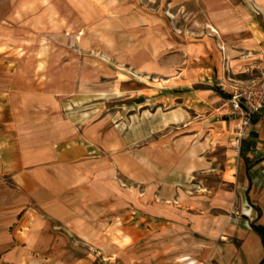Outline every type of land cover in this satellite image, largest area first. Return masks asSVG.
Instances as JSON below:
<instances>
[{"label":"rangeland","instance_id":"obj_1","mask_svg":"<svg viewBox=\"0 0 264 264\" xmlns=\"http://www.w3.org/2000/svg\"><path fill=\"white\" fill-rule=\"evenodd\" d=\"M95 1L103 16L72 18L64 31L40 35L36 51H16L38 61L23 87L40 93L26 104L35 137L85 152L55 163L57 185L67 186L58 204L70 209L50 232V264L219 263L228 221L244 217L240 185L256 135L239 138L231 123L214 129L211 113L161 95L187 90L180 72L207 67L208 44L221 45L208 2L123 0L113 17ZM14 5L0 0V20ZM213 110L237 119L222 101Z\"/></svg>","mask_w":264,"mask_h":264},{"label":"crops","instance_id":"obj_2","mask_svg":"<svg viewBox=\"0 0 264 264\" xmlns=\"http://www.w3.org/2000/svg\"><path fill=\"white\" fill-rule=\"evenodd\" d=\"M13 1L12 11L0 20V264H50V232L70 209L58 204L61 190L67 186L57 185L55 163L76 162L85 152L80 146L60 152L53 149V142L40 144L38 133L35 137L39 124L28 115L26 104L40 93H24L23 87L38 61L29 55L19 57L16 51H36L40 35L50 36L56 28L64 31L72 18L85 22L91 12L104 13L95 0ZM99 1L113 17L121 15L123 0ZM206 1L211 27L217 31L224 52L218 49L221 45L217 40L210 42L205 50L207 67L180 72L179 81L187 83V90L179 87L175 93L161 95L173 97L197 114L211 113L209 120L216 121L214 129L231 123L239 130L238 119L228 122L214 112L216 104L224 102L214 82L227 71L238 79L250 80L264 67V0ZM255 121L249 131L256 135L257 151L250 155L252 167L240 185L245 194L244 217L228 221L223 249L217 251L213 241L214 252L222 257L216 264H260L264 259L261 237L252 229V225L264 227V118ZM178 263L198 264L189 256L179 258Z\"/></svg>","mask_w":264,"mask_h":264},{"label":"built area","instance_id":"obj_3","mask_svg":"<svg viewBox=\"0 0 264 264\" xmlns=\"http://www.w3.org/2000/svg\"><path fill=\"white\" fill-rule=\"evenodd\" d=\"M224 106L239 120V138L253 127L257 117L264 118V67L250 80L232 76L229 71L218 80Z\"/></svg>","mask_w":264,"mask_h":264},{"label":"trees","instance_id":"obj_4","mask_svg":"<svg viewBox=\"0 0 264 264\" xmlns=\"http://www.w3.org/2000/svg\"><path fill=\"white\" fill-rule=\"evenodd\" d=\"M254 122H256V121L254 120ZM252 229L261 237L262 243L264 245V227L252 225ZM260 264H264V259L262 260V262Z\"/></svg>","mask_w":264,"mask_h":264}]
</instances>
